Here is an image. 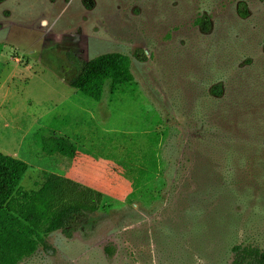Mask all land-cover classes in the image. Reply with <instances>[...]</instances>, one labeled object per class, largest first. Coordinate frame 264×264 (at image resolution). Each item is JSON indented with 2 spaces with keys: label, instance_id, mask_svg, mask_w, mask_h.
<instances>
[{
  "label": "rangeland",
  "instance_id": "rangeland-1",
  "mask_svg": "<svg viewBox=\"0 0 264 264\" xmlns=\"http://www.w3.org/2000/svg\"><path fill=\"white\" fill-rule=\"evenodd\" d=\"M108 53L130 56L135 99L67 84L70 55ZM169 127L163 177L154 133ZM0 152L29 165L8 208L40 235L51 221L33 201L51 175L86 182L103 208L22 264H232L235 246L264 250V0H0Z\"/></svg>",
  "mask_w": 264,
  "mask_h": 264
},
{
  "label": "trees",
  "instance_id": "trees-1",
  "mask_svg": "<svg viewBox=\"0 0 264 264\" xmlns=\"http://www.w3.org/2000/svg\"><path fill=\"white\" fill-rule=\"evenodd\" d=\"M244 10L246 11L245 6ZM197 23L201 25L206 21L201 18ZM134 55L139 61L146 60L144 52H136ZM70 60L76 68V74L67 84L97 102L103 101L108 83L112 95L129 93L135 99L140 91V84L132 71L128 55L108 53L89 61H81L70 55ZM210 93L216 98L221 97L223 85L216 84ZM172 133L178 131L169 127L162 135L154 133L157 137L156 146L163 145V157H158V149L153 151V168L158 170L159 163L162 162L163 177L170 168L165 151L175 135ZM28 170L26 162L0 152V264H22L37 255L41 249L52 251L47 239L49 235L62 232L72 238L85 228L92 216L103 209L93 189L63 176L51 175L35 194L33 201V208L38 214L51 218L47 234L40 235L8 208V203ZM108 253L113 254V249L110 248ZM233 253L232 264H264V250L259 248L238 245L233 248Z\"/></svg>",
  "mask_w": 264,
  "mask_h": 264
},
{
  "label": "crops",
  "instance_id": "crops-1",
  "mask_svg": "<svg viewBox=\"0 0 264 264\" xmlns=\"http://www.w3.org/2000/svg\"><path fill=\"white\" fill-rule=\"evenodd\" d=\"M63 111H64V109H63ZM63 114V116L64 117H66V116H68L67 114H65V113H62ZM51 116V115H50ZM49 116V117H50ZM68 117H70V116H68ZM70 118H72V117H70ZM73 119V118H72ZM45 120V119H44ZM51 121L52 120H48V123H47V126L49 127V125H50V123H51ZM45 122H47V121H44V123ZM63 177H65V178H67V179H70V180H73V181H75V182H77V183H79V184H81V185H84V186H86V187H88V185H87V183L86 182H84V181H78V180H75V179H72V178H69V177H67V176H63ZM42 188V187H41ZM88 188H93V187H88ZM94 189V188H93ZM94 191H95V189H94ZM96 192V191H95ZM48 221H51V218L48 220Z\"/></svg>",
  "mask_w": 264,
  "mask_h": 264
}]
</instances>
